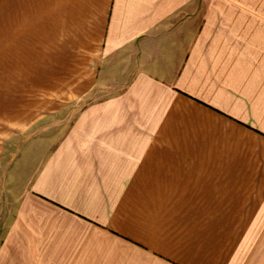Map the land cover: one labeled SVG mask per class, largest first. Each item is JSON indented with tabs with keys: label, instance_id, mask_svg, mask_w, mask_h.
<instances>
[{
	"label": "crops",
	"instance_id": "crops-1",
	"mask_svg": "<svg viewBox=\"0 0 264 264\" xmlns=\"http://www.w3.org/2000/svg\"><path fill=\"white\" fill-rule=\"evenodd\" d=\"M0 264H264V0H0Z\"/></svg>",
	"mask_w": 264,
	"mask_h": 264
}]
</instances>
